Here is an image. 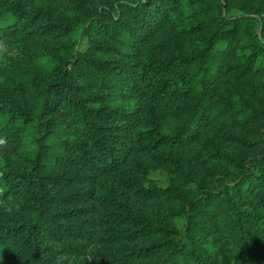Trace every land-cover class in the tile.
Returning <instances> with one entry per match:
<instances>
[{"label": "rangeland", "instance_id": "1", "mask_svg": "<svg viewBox=\"0 0 264 264\" xmlns=\"http://www.w3.org/2000/svg\"><path fill=\"white\" fill-rule=\"evenodd\" d=\"M20 4L0 105L44 128L0 172L34 134L44 155L0 198V264H264V0Z\"/></svg>", "mask_w": 264, "mask_h": 264}, {"label": "trees", "instance_id": "2", "mask_svg": "<svg viewBox=\"0 0 264 264\" xmlns=\"http://www.w3.org/2000/svg\"><path fill=\"white\" fill-rule=\"evenodd\" d=\"M150 4L152 0H142ZM223 1V0H221ZM20 0H0V18L6 15H13L20 17L23 10L20 7ZM223 3L221 2L220 13ZM45 33H63L59 28H54L52 24L43 27ZM30 112L24 107H9L0 105V141L6 139L10 141V133L19 137H25L28 130H38L44 128L38 122V118L29 115ZM31 148L25 156L16 159L15 162L6 164L0 172V191L2 195L0 198L9 196L14 190H18L23 186V183L37 185V169L40 165L41 158L44 155V136L42 134H34L30 142ZM207 199H205L206 204ZM205 206V205H204ZM17 231L16 226L8 225L0 221V244H6V240L13 236Z\"/></svg>", "mask_w": 264, "mask_h": 264}, {"label": "clouds", "instance_id": "3", "mask_svg": "<svg viewBox=\"0 0 264 264\" xmlns=\"http://www.w3.org/2000/svg\"><path fill=\"white\" fill-rule=\"evenodd\" d=\"M0 143H3V141H0Z\"/></svg>", "mask_w": 264, "mask_h": 264}]
</instances>
